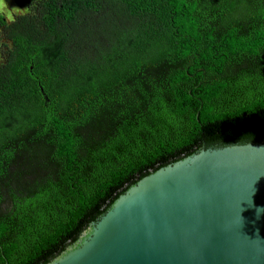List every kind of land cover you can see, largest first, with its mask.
<instances>
[{
    "label": "trees",
    "instance_id": "trees-1",
    "mask_svg": "<svg viewBox=\"0 0 264 264\" xmlns=\"http://www.w3.org/2000/svg\"><path fill=\"white\" fill-rule=\"evenodd\" d=\"M24 1L0 17V264L51 261L160 167L264 141V0Z\"/></svg>",
    "mask_w": 264,
    "mask_h": 264
},
{
    "label": "water",
    "instance_id": "water-1",
    "mask_svg": "<svg viewBox=\"0 0 264 264\" xmlns=\"http://www.w3.org/2000/svg\"><path fill=\"white\" fill-rule=\"evenodd\" d=\"M46 264H264V141L152 171Z\"/></svg>",
    "mask_w": 264,
    "mask_h": 264
},
{
    "label": "rangeland",
    "instance_id": "rangeland-1",
    "mask_svg": "<svg viewBox=\"0 0 264 264\" xmlns=\"http://www.w3.org/2000/svg\"><path fill=\"white\" fill-rule=\"evenodd\" d=\"M20 1V2H19ZM27 12V1L22 0H2L0 4V17L4 22L8 23L17 15ZM11 45L9 39L6 38L5 31L0 24V64L4 62L7 49Z\"/></svg>",
    "mask_w": 264,
    "mask_h": 264
},
{
    "label": "clouds",
    "instance_id": "clouds-1",
    "mask_svg": "<svg viewBox=\"0 0 264 264\" xmlns=\"http://www.w3.org/2000/svg\"><path fill=\"white\" fill-rule=\"evenodd\" d=\"M0 4H2V0H0ZM260 208L261 207L256 208L257 216H259V214H260Z\"/></svg>",
    "mask_w": 264,
    "mask_h": 264
}]
</instances>
